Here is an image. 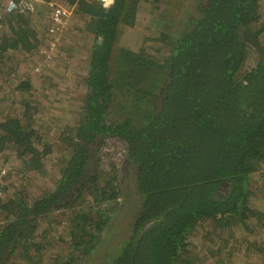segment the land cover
<instances>
[{
	"label": "trees",
	"instance_id": "1",
	"mask_svg": "<svg viewBox=\"0 0 264 264\" xmlns=\"http://www.w3.org/2000/svg\"><path fill=\"white\" fill-rule=\"evenodd\" d=\"M62 1L82 21L80 55L88 63L81 117L61 137L73 152L37 196L19 182L2 197L7 171H0V264H78L72 252H51L54 226H40L71 206L69 247L87 264H192L199 231L220 243L208 249L209 264L237 256L264 264V236L254 228L257 222L264 232V210L253 205L250 185L264 167V0H199L175 37L166 31L167 2ZM53 7L0 11V152L10 148L20 158L12 164L16 182L46 172L54 150L36 121L43 107L60 111L53 75L72 70L60 41H47ZM40 49L52 51L40 69L18 74L10 57ZM103 138L126 144L125 163L137 166L131 190L118 185L115 166L106 177L92 167ZM87 196L93 200L83 206ZM123 217L132 223L128 239L126 230L118 235ZM230 238L232 250L222 256Z\"/></svg>",
	"mask_w": 264,
	"mask_h": 264
},
{
	"label": "rangeland",
	"instance_id": "2",
	"mask_svg": "<svg viewBox=\"0 0 264 264\" xmlns=\"http://www.w3.org/2000/svg\"><path fill=\"white\" fill-rule=\"evenodd\" d=\"M56 4V7H53V23L47 34V41L52 46L55 45L56 42L60 41V48L65 52L66 59L69 65H71V69L67 73H62V69L60 70V75L54 74L56 86L54 89L55 93H60V111L58 110H49L46 107L41 109L42 113L38 115V120L41 119V122L36 121V126L40 127L39 134H41V141L48 143L52 146L54 152L48 157L45 162L46 172L38 173L34 176H26L28 178H21L18 182L16 179L19 178V173L16 171L12 164L20 158L17 159L15 157L16 153L7 148L4 153L0 152V171L5 169L6 175L2 178V182L5 183L8 187L4 192L2 191V197L9 196L11 188L19 189L21 188L20 183L24 186V189L29 192V195L37 196L44 189L48 188L53 182L56 180L57 174L59 170L66 164V161L69 159L71 152H73L66 143L61 141V137H63V133L69 128L73 127L77 120L81 117V102L83 101V95L85 92V86L83 84V76L86 72L87 68V59L80 55L81 43L78 35V27H80L81 19L75 13V9L73 7H69L67 4L63 3L62 0H50ZM161 6L165 5L167 2L166 10H165V20H167L170 26L166 27V31L171 34L172 37L177 36L178 32L182 31L183 28L187 27L189 19L198 13L197 5L199 0H158ZM3 25L0 24V29L3 28ZM2 32H0L1 34ZM75 34V35H74ZM74 37V41L70 39ZM68 37V39H67ZM73 49L74 52L71 50ZM72 52H68V51ZM46 52L52 53V51H44L40 49L32 50V56L29 58L27 52H23V54H15V56L10 57L11 64H16V71L18 74L22 75L27 72H31L33 68H39L38 65L43 61L44 55ZM82 53V52H81ZM67 54V55H66ZM25 57V58H24ZM253 55L249 58V61H254ZM24 58V60H23ZM26 58H29L26 60ZM45 59V58H44ZM63 68V65H60ZM40 69V68H39ZM53 71H55L53 69ZM66 74V75H65ZM41 107V106H40ZM41 115L43 118H41ZM80 116V117H79ZM60 134V137H59ZM125 146L126 144L118 139H110L103 138L98 145L96 146V151H94L91 155V165L94 166L96 170H98L102 177H106L109 175L110 169L115 166L118 177L117 183L123 184L128 189L133 188L135 178V168L129 167L127 168V164L125 160ZM123 166V167H122ZM44 169V170H45ZM128 169V170H126ZM32 174V172H30ZM123 174H126V178L124 180ZM262 174V176H260ZM251 188L256 190V202L253 205L259 210H264V167H261L258 172L253 173L251 176ZM101 179V178H100ZM126 180L130 182L129 185L126 184ZM20 186V187H18ZM119 198V197H118ZM92 197H85V203L83 206H87L92 202ZM120 200V199H119ZM105 202L99 204L100 208H105ZM79 205H75L74 208L78 209ZM73 211V206L69 208H61L60 213L55 212L54 214H50L49 218L44 221H40V226L52 227L54 226L53 233L55 234L54 246L50 249L51 252H56L60 250V253L64 256L65 254L73 253L76 255V262L78 264H87L85 262V255H81L79 249L69 247V243L71 241L70 231L71 223L68 220L70 212ZM113 216V215H112ZM118 219V217H117ZM124 220V219H123ZM123 220L120 219L121 224ZM119 223V219L117 220ZM127 221V218H125ZM4 223L0 218V224ZM255 231L258 235L264 236V232L257 226V222L254 224ZM257 226V227H256ZM119 229V228H118ZM124 227H121L118 230V235H124ZM58 237L57 235H59ZM203 231H199L197 234L191 237L192 246L190 248L191 260L192 264H209L212 259V255L208 254V249L210 248H218L219 242H216L215 239H210L209 236L202 235ZM104 235V232L101 233L100 237ZM131 236L130 231H126V239ZM59 239V240H58ZM68 241H64V240ZM58 240V243L56 241ZM70 240V241H69ZM209 241V242H208ZM213 242V243H212ZM234 239L230 238L228 240L225 247H221L222 256L225 255L224 252L228 250H232L231 245L234 244ZM112 244V242H106ZM210 243V244H209ZM207 244L209 245L207 248ZM122 248V247H121ZM105 248H102L100 253H103ZM111 251H114L111 249ZM204 252V253H203ZM237 253V251H233ZM115 253H109V257L114 255ZM239 255H243L242 252ZM253 255V253L251 254ZM112 257L109 261H111ZM197 259V260H196ZM244 257L237 256L232 259L231 264H243L246 263ZM45 264L48 263L47 258L44 260ZM12 264V263H10Z\"/></svg>",
	"mask_w": 264,
	"mask_h": 264
},
{
	"label": "built area",
	"instance_id": "3",
	"mask_svg": "<svg viewBox=\"0 0 264 264\" xmlns=\"http://www.w3.org/2000/svg\"><path fill=\"white\" fill-rule=\"evenodd\" d=\"M49 2L50 0H0V11L2 10L5 14H12L15 12L21 13H32L38 3ZM126 154V149H125ZM125 160V157L123 161ZM6 170L2 169L1 174H5Z\"/></svg>",
	"mask_w": 264,
	"mask_h": 264
},
{
	"label": "flooded vegetation",
	"instance_id": "4",
	"mask_svg": "<svg viewBox=\"0 0 264 264\" xmlns=\"http://www.w3.org/2000/svg\"><path fill=\"white\" fill-rule=\"evenodd\" d=\"M132 167H134L135 169H137V166H132ZM127 168H129V166L127 165ZM126 170H128V169H126ZM129 171V170H128ZM126 184L127 185H129L130 184V182L128 181V180H126ZM126 217V216H125ZM125 217H123L121 220H123V222H122V224L124 225V228H125V230L127 231V230H129V228H128V225H131L132 223L129 221L130 220V218H127V221H125ZM130 231V230H129Z\"/></svg>",
	"mask_w": 264,
	"mask_h": 264
}]
</instances>
